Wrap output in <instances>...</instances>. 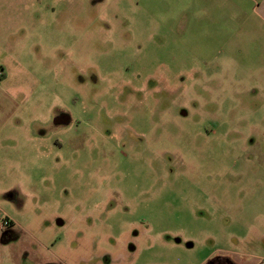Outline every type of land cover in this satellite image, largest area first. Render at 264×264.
I'll use <instances>...</instances> for the list:
<instances>
[{
    "label": "rangeland",
    "instance_id": "374dc122",
    "mask_svg": "<svg viewBox=\"0 0 264 264\" xmlns=\"http://www.w3.org/2000/svg\"><path fill=\"white\" fill-rule=\"evenodd\" d=\"M186 5L0 0V264H264L263 40Z\"/></svg>",
    "mask_w": 264,
    "mask_h": 264
},
{
    "label": "crops",
    "instance_id": "0c3cea01",
    "mask_svg": "<svg viewBox=\"0 0 264 264\" xmlns=\"http://www.w3.org/2000/svg\"><path fill=\"white\" fill-rule=\"evenodd\" d=\"M212 3L216 4V3H220L223 6H226L227 4L231 5V6H236L239 13H241L242 15H244V13H242V4L244 5H249L250 8V15L246 16L245 21L248 22V25L245 26V30L246 32L250 35L249 31L253 32V31H257V34L260 35V38H258V40H263V44H264V0H212ZM179 4L182 12L183 13H189L187 12L188 10V6L186 5V0H179ZM193 7H194V3H193ZM195 9V8H194ZM183 17L185 18V21H188L187 15H183ZM251 35H255L252 34ZM252 53H254V50L251 51ZM251 53V54H252ZM263 59H262V67L264 69V54H263ZM263 75H264V71H263ZM7 219H9V221L12 223H14V221H12L8 216H5ZM2 218H0L1 220ZM3 230L0 227V262L2 261V252H3V248L5 246H8V243L5 244L4 243V238H3Z\"/></svg>",
    "mask_w": 264,
    "mask_h": 264
},
{
    "label": "flooded vegetation",
    "instance_id": "af4514ba",
    "mask_svg": "<svg viewBox=\"0 0 264 264\" xmlns=\"http://www.w3.org/2000/svg\"><path fill=\"white\" fill-rule=\"evenodd\" d=\"M5 72H0V81H2L3 79H5ZM194 105L196 106L197 103L195 102ZM62 124H70V118H65L62 119V122H60ZM54 124L58 125L59 122L57 120H54ZM211 127H215L216 125H213V123L211 124H207ZM205 134H207L208 136H211L213 133V128H206V130L204 129ZM6 222V223H5ZM12 226V223L9 221V219L2 218L0 220V227L3 230V238L5 241H7L6 239H8L10 237V227ZM12 228V227H11ZM201 264H245V261H236L232 255H230L229 253L226 254H220V255H213L210 256L208 258H206Z\"/></svg>",
    "mask_w": 264,
    "mask_h": 264
},
{
    "label": "built area",
    "instance_id": "2783aa9c",
    "mask_svg": "<svg viewBox=\"0 0 264 264\" xmlns=\"http://www.w3.org/2000/svg\"><path fill=\"white\" fill-rule=\"evenodd\" d=\"M6 223V222H5Z\"/></svg>",
    "mask_w": 264,
    "mask_h": 264
}]
</instances>
